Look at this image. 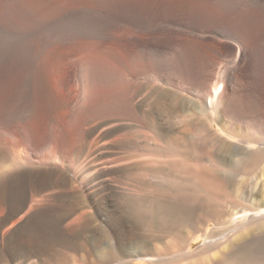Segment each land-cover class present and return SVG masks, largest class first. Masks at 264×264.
<instances>
[{
	"label": "rangeland",
	"instance_id": "1",
	"mask_svg": "<svg viewBox=\"0 0 264 264\" xmlns=\"http://www.w3.org/2000/svg\"><path fill=\"white\" fill-rule=\"evenodd\" d=\"M17 1L0 0V14L7 6L15 22L26 24ZM22 1L28 9L46 17L94 5V0ZM113 25L105 35L93 36L70 28L42 43L36 40L37 58L42 62L47 86L43 90L33 89L21 110L10 112L9 104L21 84L23 72L7 70L0 74V264H105L106 239L115 241L118 227L126 235H132L148 234L155 226L154 209L148 211L145 222L134 216L143 208L139 197L127 200L115 197L122 188L137 185L146 189L145 204L150 210L164 194L169 196L167 203L179 202L175 194L178 190L180 193L186 190L189 206L203 204L192 216L193 226H188L186 236L198 255L195 259L200 262L196 264H212L213 254L234 237L218 243L217 222L222 215L216 216L215 228L211 207L216 204L218 210H225L227 217L228 202L241 190L251 188L256 193L255 200L264 201V172H261L264 150L260 151L256 144L244 149L237 141V138L252 140L254 134L247 128L245 132L222 130L218 124L212 127L215 113L204 105L202 86L193 85L186 78H163L159 71L146 74L141 70L148 65V52L167 53V49L179 46L211 75L212 81L208 82L211 91L219 83L225 86L221 73L228 66L235 67L237 45L211 27H189L165 20L139 28L123 22ZM254 62V56L247 55L236 65L230 88L243 108L253 102L251 95L256 90L260 111L257 119L261 120L264 81L254 82ZM101 80L120 86L124 83L125 89L101 92L98 88ZM193 120L199 122L185 125ZM223 142L240 147L238 150L245 156L253 150L260 155L258 166L235 175L234 186L225 191L220 190L222 177L217 174L216 186L207 180L200 183L197 175L190 174L191 166L196 170L201 169L202 163L206 168L213 167ZM33 151L49 158V164H26ZM206 153L210 155L207 157ZM239 157L240 154L234 156L228 173L236 174L241 169ZM219 167L220 172L226 168ZM168 172L170 177L163 178ZM181 176L184 180H179ZM110 198L118 207L115 211L118 222L105 217L104 207ZM248 210L249 207H243L233 212L237 218H243ZM78 213L82 217L86 214L83 218L89 223L90 240L89 233L81 232L82 224L72 223L69 228V220L79 217ZM188 219L182 218L181 223L188 225ZM263 232L255 234L243 249L254 264H264ZM215 242L216 246H208ZM193 259L167 264H195Z\"/></svg>",
	"mask_w": 264,
	"mask_h": 264
},
{
	"label": "bare ground",
	"instance_id": "2",
	"mask_svg": "<svg viewBox=\"0 0 264 264\" xmlns=\"http://www.w3.org/2000/svg\"><path fill=\"white\" fill-rule=\"evenodd\" d=\"M22 2V0H18L16 5L19 10H22V15L26 17V24H22L18 21L15 22L12 19L9 7L7 6H5L3 12L0 14V74L7 70H20L23 72L21 84L13 94L12 100L9 104L10 112H16L17 110H21L25 107L33 89L43 90L47 86V79L41 65L42 62L40 63L37 58L36 40L42 43L47 40L48 37L70 28H77L79 31L93 36L105 35V33L109 31V28L114 26L113 24L117 22L127 23L137 28L151 25L158 20H165L170 23H183L189 27H211L220 32L222 37L234 42L237 45V55L235 59L236 65L241 62L245 56H254L256 71L253 78L254 82L256 83L259 80L264 81V0H176L174 2L161 0H94V5L85 8L84 10L72 12L62 11L50 17L42 16L41 14L28 9ZM167 50V53H163L162 51L161 53L155 51L148 52V59L146 61L148 65L147 67L141 69L142 72L151 74L154 71H159L163 75V78H168L169 76H174L176 79L177 77H181L183 79L186 78L189 79L193 85L202 86V93L206 97L204 105L206 108L211 109V112L215 113L213 115L212 127H214L215 124H218V126L222 127V130L223 128L231 131L241 129L245 132L247 128L254 134V139L245 140L243 138H237V141L241 143V148L249 149L253 147H250V144H256L260 148V151L261 149L263 151L264 117L261 120L257 119L260 111L257 106L258 95H255L257 93L256 90L255 94L251 95L253 102L251 101V104H248V107L243 108L239 106L235 95L232 93L233 90L231 91L230 88L231 80L236 71V65L235 67L228 66L224 69V71H222L221 76L225 78V86L222 87V84L219 83L218 86L214 87L210 91V87L208 86L210 83L208 82L212 81L210 80L212 79L211 75L206 74L204 70L198 66L199 64L197 65L195 63V60L191 58L192 56L186 51V49L184 50L178 46L173 47L172 49L170 48L169 51ZM143 58L145 57L143 56ZM146 87L149 86L146 85ZM98 88H100L101 92H112L114 90L118 91V88L120 90H124L125 85L124 83H121V86L119 84L116 85L114 82L109 84V82L101 80L100 83H98ZM262 112L264 111L262 110ZM198 122L193 120L185 125L194 126ZM182 136L180 135V137ZM228 136L230 135L228 134ZM230 137H234V135ZM231 144L223 142L219 148V153L217 154V163H212L214 165L213 167H208V169L202 163L200 170H196L191 166V173H189L197 175L198 177H196L200 178V183L207 180V182H213V185L215 184L214 186H216V174L221 176L222 178L220 177V182L223 188L220 190L222 191L234 186L232 185V181L234 180L233 178L235 175L243 172L244 170L250 171L257 167L260 161V155L258 151L253 150L245 156L244 153L238 150L240 147H235ZM134 152L135 151L133 150V153ZM39 154L34 151L31 152L26 158L25 163L32 164L34 162H38L40 165L49 164L48 161H50V159H47V157ZM140 154L141 153L138 155L140 156ZM239 154L241 156L239 157L241 169L236 172V174L228 173V167L232 165L234 156ZM205 155L208 157L210 154L206 153ZM151 157L152 156H150V158ZM25 163L24 165H26ZM223 166L226 167L225 170L223 169L221 172L218 171V167L222 168ZM261 172L263 174L264 167H262ZM170 175L171 172H168L163 178L167 179ZM190 176L191 175H189V177ZM189 177L188 179H190ZM178 178L180 180L182 176ZM182 179L184 180V178ZM181 183H183V181ZM137 186L136 188H122L119 190L118 195L114 196L126 197V200L129 198L135 199V197H139L143 201V208L142 210L137 211L134 216L136 215L139 218L138 220L145 222V217L149 213L148 211H152L154 209L157 219L155 226L148 234L135 232L132 235H126L124 233V229L122 227H118L116 229V240L114 241L112 238L106 239V252L104 255L105 264H167L173 260L179 259L178 261H180L188 259L190 261L192 258H194L193 263H199V259H195L196 253L195 250L191 249V240L186 236V232L190 230L188 229V226H193V219H191L192 216H194V214H196L198 210L203 207H201L203 204L189 206L191 203L188 205L187 200L190 197L187 196L188 193H186V190L183 193H180L178 190L175 194L178 195L179 202L176 200V204H171V202L167 203L166 199H169V196L160 193L163 197H161L158 204L155 207L153 205V208L150 210L149 206L145 204L146 193L144 190L146 189L144 188L143 190ZM169 188L171 187L169 186ZM255 194L254 188H251L248 191L241 190V193L238 194L237 197L232 198L228 202L230 213L227 217L224 214L225 210H218L216 208V204L211 207L213 209L211 216L214 217L215 228L217 222L216 216L218 214H221V217L225 215V218L220 217L221 219L219 218L220 220L218 219L219 222H217V232L220 236L218 243L227 240V237L230 238L229 236L234 237L233 240L231 239V241H229V244H227L226 247L217 252L219 254V258L216 259V256L218 255L217 253H214L213 257L210 256L212 264H254L247 257L246 251L243 249L252 241L255 234L258 235V233H262L264 230V201H262V199L261 201H256L254 197ZM114 203L110 198L108 200V204H105V217L109 221L118 222L117 220H119V218L116 217L115 214L118 207ZM243 207H249L248 213L245 217L243 216V218H237L233 211ZM84 214L85 213H83V217ZM79 215L80 214L78 213V216ZM81 215L77 218L69 220V228L72 223L78 222V224H82L81 232L89 233L88 239L90 240L91 234L88 228V220L84 219L86 216L83 218ZM186 216L189 217L188 225H186V223H181L182 218ZM81 220H83V222H80ZM215 228L213 232H216ZM199 230L201 229H196V231ZM68 231L72 232L71 229ZM202 235L203 237H206V232H203ZM208 246H216V242L211 243ZM208 259L209 257L207 260ZM32 264L36 263L32 262Z\"/></svg>",
	"mask_w": 264,
	"mask_h": 264
}]
</instances>
